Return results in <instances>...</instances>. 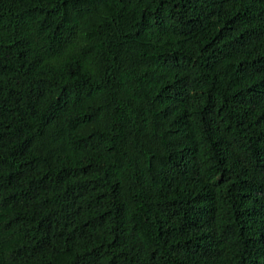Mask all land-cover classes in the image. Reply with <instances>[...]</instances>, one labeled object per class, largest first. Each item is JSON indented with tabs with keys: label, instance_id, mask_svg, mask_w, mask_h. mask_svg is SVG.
<instances>
[{
	"label": "trees",
	"instance_id": "1",
	"mask_svg": "<svg viewBox=\"0 0 264 264\" xmlns=\"http://www.w3.org/2000/svg\"><path fill=\"white\" fill-rule=\"evenodd\" d=\"M0 264H264V0H0Z\"/></svg>",
	"mask_w": 264,
	"mask_h": 264
}]
</instances>
